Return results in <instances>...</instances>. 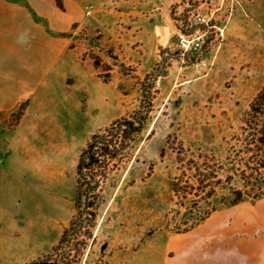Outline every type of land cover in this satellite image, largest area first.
Wrapping results in <instances>:
<instances>
[{
  "label": "rangeland",
  "instance_id": "374dc122",
  "mask_svg": "<svg viewBox=\"0 0 264 264\" xmlns=\"http://www.w3.org/2000/svg\"><path fill=\"white\" fill-rule=\"evenodd\" d=\"M63 1L57 29L30 9L47 31L42 48L23 49L17 42L16 50L0 51V77L14 78L19 105L29 100L18 131L21 119L0 112V153L13 156L12 169L0 171V264H30L52 251L75 212L80 152L93 133L139 107L141 82L152 86L153 111L109 172L81 264H168L169 255L171 264H182L177 248L187 235L177 230L192 220L188 209L196 217V200L202 212L225 210L222 218L234 225L225 231L232 242L224 256L247 262L253 238L264 229L258 226L264 195L237 205L228 201L234 188L264 187V169L254 165L264 149L246 145L250 136L242 129L264 84V0ZM18 2L29 8L26 0ZM197 13L209 32L202 48L182 50L178 31ZM109 48L130 74L113 65ZM91 52L112 65L108 82ZM7 59L9 66L2 65ZM23 81L31 88L21 89ZM180 151L217 174L209 196L189 195L184 205L171 188L181 173ZM188 174L195 182L194 171Z\"/></svg>",
  "mask_w": 264,
  "mask_h": 264
},
{
  "label": "trees",
  "instance_id": "16d2710c",
  "mask_svg": "<svg viewBox=\"0 0 264 264\" xmlns=\"http://www.w3.org/2000/svg\"><path fill=\"white\" fill-rule=\"evenodd\" d=\"M11 1L18 2L19 0ZM55 2L60 10L65 9L63 0H55ZM62 35L67 36L72 33L63 32ZM97 38L100 39V37ZM108 54L114 61L113 65H119L124 73L130 74L132 68L120 62L112 48H109ZM90 55L95 69L104 68L107 71L106 74L99 73L98 75L104 82H108L111 79L112 65L105 64L102 57L95 52H91ZM141 87L143 98L139 107L115 120L105 129L93 133L80 152L76 164L75 212L52 251L39 256L30 264H81L93 235L109 172L117 167V161L139 139L153 111L152 86L146 87L144 82H141ZM28 103L29 100H26L19 105L16 111L11 113L17 121L25 114ZM242 129L248 131L250 136L246 145L259 147L260 151L264 149V84L250 101L243 119ZM199 155L202 156V154ZM178 162L181 165V173L173 178L171 188L179 204L184 205L189 195L202 198L209 196L214 191L213 179L217 177L215 169L207 166L206 162L200 163L194 159H187L183 151L179 152ZM254 165L258 171L264 169V155ZM246 166L251 167L250 163ZM219 167L221 166L219 165ZM188 170L194 171L192 177L195 182L192 181ZM230 179L231 176H228L227 181L230 182ZM217 181L220 182L219 179ZM257 189L258 192H253L254 188H248L247 185L244 189L234 188L233 197L228 202L231 205H236L244 201L246 196L258 200L264 195V187L259 184ZM194 203L199 207L195 214L196 217L192 216L193 210L188 209L192 220L183 222L184 227L178 228V232L189 231L216 210L215 207H211V209L202 212L200 202L196 200Z\"/></svg>",
  "mask_w": 264,
  "mask_h": 264
},
{
  "label": "crops",
  "instance_id": "0c3cea01",
  "mask_svg": "<svg viewBox=\"0 0 264 264\" xmlns=\"http://www.w3.org/2000/svg\"><path fill=\"white\" fill-rule=\"evenodd\" d=\"M29 8L22 2H14L11 0H0V51L16 50L17 42L23 45V49L42 48L45 44L47 31L46 28L37 23L33 18L30 9L41 17L49 19L52 28H59L56 22L61 19L57 13L59 8L55 0H26ZM56 22V23H55ZM26 44V46H24ZM1 63V61H0ZM2 65L9 66V59L3 60ZM1 66V64H0ZM39 83V82H38ZM36 82L35 85L38 86ZM21 89L25 87L31 88V82L23 81L20 84ZM17 94L16 81L13 77H0V112H13L18 108L19 102ZM28 114H24L18 124L17 131L23 125ZM10 139L7 137L5 143L8 144ZM12 155L1 156L0 153V171L12 169ZM237 205V204H236ZM225 210H215L212 214L201 223L185 232L187 235L186 243L177 248V253L184 255L185 259L182 264H264V229L258 231L253 238V249L248 253V261L240 263L238 255L233 260L224 256V248L226 244L230 245L231 240L225 235V231L231 228L234 223L223 219ZM264 228L263 225H258ZM237 239L236 248L239 249V238ZM168 247L171 250V237L168 240ZM227 258V260H226ZM168 264H171V255L168 257Z\"/></svg>",
  "mask_w": 264,
  "mask_h": 264
},
{
  "label": "built area",
  "instance_id": "2783aa9c",
  "mask_svg": "<svg viewBox=\"0 0 264 264\" xmlns=\"http://www.w3.org/2000/svg\"><path fill=\"white\" fill-rule=\"evenodd\" d=\"M210 24L197 13L189 19L185 30L178 31L179 47L185 51L199 50L203 46L202 37L209 32Z\"/></svg>",
  "mask_w": 264,
  "mask_h": 264
}]
</instances>
